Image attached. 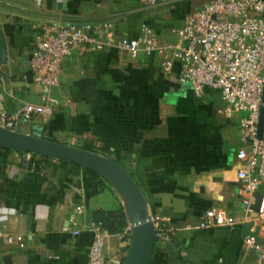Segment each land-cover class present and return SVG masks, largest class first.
<instances>
[{"label": "crops", "instance_id": "1", "mask_svg": "<svg viewBox=\"0 0 264 264\" xmlns=\"http://www.w3.org/2000/svg\"><path fill=\"white\" fill-rule=\"evenodd\" d=\"M200 1L207 0H0L7 56L0 61V124L14 120L18 131L117 160L150 212L165 217L167 237L155 241L149 264H264L242 239L250 221L236 175L241 113L227 111L218 89L205 85L195 95L176 65L161 69L157 53L130 56L109 46L65 58L60 99L49 95L51 112L29 119L19 112L27 101L44 102L28 69L39 23L91 28L109 19L118 35L132 37L145 23L157 38L170 39ZM120 207L125 213L118 192L85 167L0 145V229L21 234L24 242L0 237V264H85L92 239L86 223L98 209ZM210 207L232 215L233 224L195 227ZM127 227L128 221L105 237L103 254L115 264L127 250ZM256 233L261 239L264 225Z\"/></svg>", "mask_w": 264, "mask_h": 264}, {"label": "built area", "instance_id": "2", "mask_svg": "<svg viewBox=\"0 0 264 264\" xmlns=\"http://www.w3.org/2000/svg\"><path fill=\"white\" fill-rule=\"evenodd\" d=\"M142 5L167 3L172 0H136ZM32 41L28 57L31 82L42 88L44 102L27 101L20 116L31 118L36 113L52 111L49 90L57 85L65 58L73 51L86 53L91 49L115 46L130 56L139 51L160 56L161 69L169 72L176 65L179 78L190 84L195 95L205 85L218 89L229 112H240L238 127L240 144L235 155L237 178L242 184L243 203L250 225L243 241L250 245L257 259L264 262V233L256 229L264 225V0H207L192 11L176 28L170 39H159L147 24L141 25L136 36L118 35L112 20L104 19L93 27L79 23L41 22ZM263 106V126L258 135V118ZM14 120L4 126L14 128ZM261 192L254 210L255 192ZM157 233L167 237L165 217L151 213ZM74 223V221H72ZM234 217L222 209L207 208L195 227L232 225ZM188 227L194 226L187 224ZM92 239L85 264H115L113 257L103 254L109 233L98 220L86 223ZM79 229H73L78 233ZM6 242L24 245L23 236L0 229Z\"/></svg>", "mask_w": 264, "mask_h": 264}, {"label": "water", "instance_id": "3", "mask_svg": "<svg viewBox=\"0 0 264 264\" xmlns=\"http://www.w3.org/2000/svg\"><path fill=\"white\" fill-rule=\"evenodd\" d=\"M0 61L6 63V43L0 28ZM7 73V69L4 68ZM52 98L60 99L58 85L49 90ZM264 101V93L262 96ZM263 126V106L260 107L258 118V135ZM0 145L56 157L70 161L91 169L102 176L118 192L125 206V215L128 221L127 250L121 264H149L153 245L157 239H163L154 226L147 200L136 181L120 165V163L97 151L69 145L33 133L21 132L0 124ZM23 161H26L24 159ZM261 192H255V201L252 208H258Z\"/></svg>", "mask_w": 264, "mask_h": 264}, {"label": "trees", "instance_id": "4", "mask_svg": "<svg viewBox=\"0 0 264 264\" xmlns=\"http://www.w3.org/2000/svg\"><path fill=\"white\" fill-rule=\"evenodd\" d=\"M203 2H196L194 4L193 11L197 10L199 7H201ZM23 151V150H19ZM88 171L93 173L96 176H100L98 173L94 172L91 169L86 168ZM96 218L95 220H98L101 222L102 226L108 231V232H120L123 231V229L127 225L126 216L124 213V210L122 207L118 209L113 210H104V209H98L95 211Z\"/></svg>", "mask_w": 264, "mask_h": 264}]
</instances>
